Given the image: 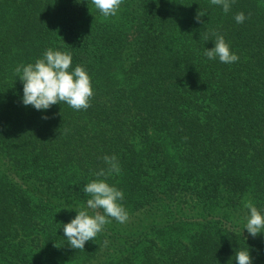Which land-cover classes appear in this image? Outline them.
I'll return each instance as SVG.
<instances>
[{
	"label": "trees",
	"instance_id": "1",
	"mask_svg": "<svg viewBox=\"0 0 264 264\" xmlns=\"http://www.w3.org/2000/svg\"><path fill=\"white\" fill-rule=\"evenodd\" d=\"M214 33L238 61L206 57ZM48 48L87 70V110L23 105L14 70ZM106 155L128 219L72 249L63 225ZM249 200L264 214V0L227 14L211 0H122L109 17L92 0H0V264H236L247 248L264 264Z\"/></svg>",
	"mask_w": 264,
	"mask_h": 264
},
{
	"label": "clouds",
	"instance_id": "2",
	"mask_svg": "<svg viewBox=\"0 0 264 264\" xmlns=\"http://www.w3.org/2000/svg\"><path fill=\"white\" fill-rule=\"evenodd\" d=\"M92 3L104 17H109L117 15L122 0H92ZM232 3L234 0H211V4L221 6L225 14L230 11ZM205 15V11H198L195 20L203 23L201 17ZM234 18L237 23H243L248 17L239 12ZM214 35V47L205 50L206 57L209 60L218 57L220 62L226 64L238 61L239 57L230 50L224 37ZM71 66V52L52 48H48L42 58L36 59L34 63L18 65L14 72L23 84V105L46 110L63 102L74 110H87L94 94L91 77L82 65L74 69ZM103 160L108 165L107 170L101 169L95 175L104 179H94L84 186V193L90 197L86 207L76 211L75 217L63 225L64 236L72 249H84L85 243L103 231L111 219L119 223H125L128 219V212L121 203L123 191L107 183L108 176L121 172L117 157L106 155ZM244 207L248 210L244 217V229L255 238L264 233V214L250 200L245 202ZM235 261L236 264H253L249 249L237 251Z\"/></svg>",
	"mask_w": 264,
	"mask_h": 264
}]
</instances>
